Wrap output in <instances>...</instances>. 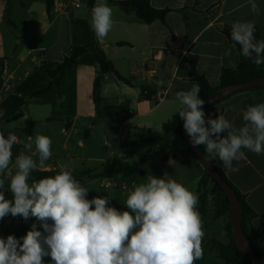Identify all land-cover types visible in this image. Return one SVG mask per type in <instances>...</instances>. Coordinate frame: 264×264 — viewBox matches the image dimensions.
Here are the masks:
<instances>
[{"label": "crops", "instance_id": "1", "mask_svg": "<svg viewBox=\"0 0 264 264\" xmlns=\"http://www.w3.org/2000/svg\"><path fill=\"white\" fill-rule=\"evenodd\" d=\"M96 2L58 0L47 13L46 0H0V133L17 137L9 170L15 174V159L26 153V143L34 147V138L45 135L52 140V157L47 167L31 172L30 185L54 177L61 167H67L81 184L91 187L97 183L103 192L99 197H108L109 206L120 211H125L124 202L133 184L144 182L148 175L163 177L167 173L168 178L198 194L201 166L189 154L181 153L177 130L166 133L163 125L180 109L176 93L190 90L196 75L216 87L221 69H232L229 60L238 65L236 49L231 57L225 56L232 46L225 31L231 34L234 23H254L264 40V0H149L154 9H170L163 22L151 23L106 0L113 10V27L103 40H97L90 23ZM252 3L258 6L257 12L252 10ZM91 46L93 52L78 58L59 89L52 85L46 92L32 95L48 84L47 71L72 48ZM94 54L110 62L132 85L111 72L102 73ZM97 76L100 87L95 101ZM142 85L148 87L147 97L141 94ZM159 92L164 96L157 102ZM262 102L264 87L252 88L235 92L203 110L206 119L224 114L240 127L243 111ZM29 121L33 122L31 134L26 132ZM243 151L245 158L233 162L238 172L216 160L256 212L251 224L264 248V155ZM113 157L136 164L142 174L102 176L104 165ZM170 158L177 162L174 167L168 166ZM10 179H5L3 191L5 198L12 200L7 190ZM201 216L205 236L199 264H225L218 258L212 240L227 241L228 217H215L208 204ZM33 223L42 231L34 217L3 218L0 237L14 235L20 239ZM43 259L44 264H53L51 257Z\"/></svg>", "mask_w": 264, "mask_h": 264}, {"label": "clouds", "instance_id": "2", "mask_svg": "<svg viewBox=\"0 0 264 264\" xmlns=\"http://www.w3.org/2000/svg\"><path fill=\"white\" fill-rule=\"evenodd\" d=\"M251 8L258 11L255 3ZM112 16L106 0H97L90 21L97 40L107 38ZM231 40L225 56L231 57L239 45L238 56L258 67L264 64V40H256L254 23H234ZM229 66L235 70L238 65L229 60ZM200 91V85L193 84L176 93L178 115L191 145L204 146L206 160L218 158L233 172L239 171L233 162L245 158L243 149L264 155V102L249 105L242 113L243 125L236 127L224 114L206 119ZM15 143L14 134L0 133V220L9 214L24 220L34 217L42 231L33 223L20 239L0 237V264H44V257H51L53 264H195L203 258L199 197L167 173L148 175L144 182L133 184L124 202L127 210L120 211L109 206L108 197L87 199L89 190L67 167L54 177L28 183L31 172L47 167L52 157V140L45 135L34 138V147L24 145L27 154L16 157L13 174L9 169ZM176 163L170 158L168 166ZM7 177L12 200L3 191Z\"/></svg>", "mask_w": 264, "mask_h": 264}, {"label": "trees", "instance_id": "3", "mask_svg": "<svg viewBox=\"0 0 264 264\" xmlns=\"http://www.w3.org/2000/svg\"><path fill=\"white\" fill-rule=\"evenodd\" d=\"M95 0H90L92 4ZM112 3L118 5L125 11H133L135 15L143 20L145 23H151L154 20L164 21L166 14L169 12L170 9H154L151 7L149 0H110ZM46 9L47 13H50L53 9V0H46ZM225 35L229 42L233 44L231 40V34L228 30L225 31ZM255 37L256 40H261L257 29L255 28ZM122 44V43H121ZM237 52L239 51V45L236 46ZM92 51L93 46L86 49L83 47H74L71 49L70 53L66 55L60 62L56 63L55 67L51 70H48L49 82L48 84L41 90L35 91L32 95L41 94L46 92L52 85H56L58 89L60 88V82L63 77L66 75L67 71L70 70L77 62L78 58L81 57L83 54ZM95 61L99 66V69L102 73L111 72L113 73L116 78L127 85H132L130 79H127L120 75L113 67V65L103 60L99 55L94 54ZM264 76V68L263 64L259 67L252 63L250 59H246L240 56V61L238 63L237 68L230 69V68H222L219 75V85L216 87H211L207 80L200 75H196L194 77L195 84L200 85V93L199 96L201 99L206 98L207 96L214 93L221 87H224L228 84H237V83H245L249 80L262 77ZM99 87H100V76H97L94 81V88H93V95L95 101L98 99L99 96ZM264 87V86H260ZM257 87V88H260ZM148 87L142 85L140 87L141 94L144 97H147L146 94ZM239 92V91H238ZM60 93V92H59ZM227 98V97H226ZM219 102V101H218ZM217 102L213 103L216 104ZM211 104V105H213ZM209 105V106H211ZM179 112V111H178ZM178 112L173 116V118L163 125V130L168 133L171 130H177L180 139V150L181 153L189 154L193 158L194 155L191 152L190 148L185 142V139L181 133L180 128V117ZM20 113L16 114L13 118H17ZM33 127V122L29 121L27 123L26 132L31 134V128ZM205 157L207 153L205 151L204 146H199ZM217 170V172L222 176V178L229 184V186L234 190L235 194L237 195L240 208H241V225L243 232L248 239L249 243L251 244L253 250L255 251L256 255L264 262V248L261 241L258 238V235L252 228V220L257 216L256 212L249 206L246 201L245 195H243L227 178L222 168L219 166L216 159L208 160ZM203 175L198 181L197 184V195L199 197V212L201 214L205 213V209L207 206V199L208 194L214 196V215L215 217H220L223 215H227L228 221L226 224V232H227V241L221 242L217 241L216 239L212 240V244L218 253V258L223 261L225 264H252V262L248 259V257L243 254L238 247L235 245L232 232H231V222H230V210H229V201L228 198L223 191V189L215 183L212 178L203 170ZM122 173L125 176H131L135 174H142V171L138 168L136 164H128L123 162L118 157H113L107 161L104 165L103 171L101 173L104 177H110L115 174ZM210 185V191L208 192V185ZM11 214L6 216L5 218L10 217ZM199 260L195 262V264H199Z\"/></svg>", "mask_w": 264, "mask_h": 264}, {"label": "water", "instance_id": "4", "mask_svg": "<svg viewBox=\"0 0 264 264\" xmlns=\"http://www.w3.org/2000/svg\"><path fill=\"white\" fill-rule=\"evenodd\" d=\"M260 86H264V76L249 80L245 83L228 84L224 87L219 88L214 93L204 98L203 100L205 101V104L203 108L215 102L221 101L235 92L257 88ZM183 123V119L180 118L181 133L185 139L186 144L193 153L196 161L199 163L202 169L212 178V180L223 189L228 198L231 232L235 245L243 254L248 257L252 264H264V262L256 255L255 251L253 250L251 244L249 243L248 239L246 238L243 232L241 225V208L237 195L235 194L234 190L229 186V184L217 172L215 167L208 160L205 159V155L201 151L200 147H193L191 145L190 138L186 134V131L183 127Z\"/></svg>", "mask_w": 264, "mask_h": 264}, {"label": "rangeland", "instance_id": "5", "mask_svg": "<svg viewBox=\"0 0 264 264\" xmlns=\"http://www.w3.org/2000/svg\"><path fill=\"white\" fill-rule=\"evenodd\" d=\"M179 144H180V139H179ZM98 145H100V143H98ZM201 169H202V167H201ZM202 171H203V169H202ZM204 173V172H203ZM211 183L209 182V185H208V192L210 191V185ZM82 186H84V187H86L88 190H89V192H88V198H89V200H91L93 197H97V196H99V192H100V190H99V186H98V184L97 183H94L93 185H91V187H87V186H85L84 184H81ZM100 193H103V192H100ZM208 201H207V204H208V206H209V209H210V211H212L213 213H214V196L213 195H211L210 193L208 194V199H207ZM94 207V206H93ZM125 210H127V208H125ZM227 216V215H226ZM227 218V217H226Z\"/></svg>", "mask_w": 264, "mask_h": 264}, {"label": "built area", "instance_id": "6", "mask_svg": "<svg viewBox=\"0 0 264 264\" xmlns=\"http://www.w3.org/2000/svg\"><path fill=\"white\" fill-rule=\"evenodd\" d=\"M57 4H58V0H53V7H56ZM75 6L78 7L79 4H75ZM163 96L164 95L161 92H159V93L156 94L155 100L157 102H159V101H161L163 99Z\"/></svg>", "mask_w": 264, "mask_h": 264}]
</instances>
